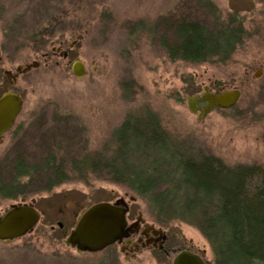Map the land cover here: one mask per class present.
Returning <instances> with one entry per match:
<instances>
[{
	"label": "rangeland",
	"instance_id": "1",
	"mask_svg": "<svg viewBox=\"0 0 264 264\" xmlns=\"http://www.w3.org/2000/svg\"><path fill=\"white\" fill-rule=\"evenodd\" d=\"M211 1L224 18L231 15L246 29L261 31L248 46L232 54L227 48L229 59H218L217 64L190 62L170 54L175 25L195 0H0L5 69L24 68L34 60L41 63L18 80L30 126L36 123L50 129L55 125L70 129L74 137L67 136L70 146L65 160L94 155L109 161L117 149L116 130L128 116L141 117L149 111L177 143L194 142L199 149L202 145L228 166L264 168V0ZM201 21L212 25L205 16ZM84 32L85 39L68 60L57 57L58 65H44L41 55L51 50L44 41L71 44ZM75 61L85 65L82 78L73 75ZM249 69L250 77L257 73L260 80L242 87L243 95L235 108L224 112L214 109L204 119L188 110L187 94L202 93L203 81L211 78L228 88H241L247 83ZM0 78L1 82L5 79L2 71ZM36 133L35 128H29L33 137ZM8 146L0 147V158H9ZM29 147L28 162L34 163L42 152L31 138ZM16 163L0 160V170H9ZM71 170L69 165L65 171L71 179L64 177L52 191L44 192V186L34 184L30 189L39 194L26 200L0 195V216L12 205L32 201L41 213L32 233L10 243L0 242V264H172L174 255L169 260L147 252L130 259L116 247L94 255L78 254L67 247L65 240L80 215L99 202L114 203L121 198L129 202L133 198V220L142 212L145 221L160 226L153 222L147 202L125 185L92 170ZM165 229L170 248L198 251L212 264L210 244L198 227L177 221Z\"/></svg>",
	"mask_w": 264,
	"mask_h": 264
},
{
	"label": "trees",
	"instance_id": "2",
	"mask_svg": "<svg viewBox=\"0 0 264 264\" xmlns=\"http://www.w3.org/2000/svg\"><path fill=\"white\" fill-rule=\"evenodd\" d=\"M234 35L178 21L168 48L177 59L201 62L224 56ZM152 114L126 118L116 130L117 149L109 161L94 155L65 160L67 136L74 137L73 132L59 125L34 127L37 133L29 138L42 156L34 163L25 159L1 169L0 195L26 200L39 194L30 189L34 184L49 192L64 177L70 180L65 174L69 165L72 172L92 170L144 199L153 222L161 227L177 221L198 227L210 244L212 264H264V168L228 166L202 145L199 149L194 142L177 143Z\"/></svg>",
	"mask_w": 264,
	"mask_h": 264
},
{
	"label": "flooded vegetation",
	"instance_id": "3",
	"mask_svg": "<svg viewBox=\"0 0 264 264\" xmlns=\"http://www.w3.org/2000/svg\"><path fill=\"white\" fill-rule=\"evenodd\" d=\"M195 1L196 2H193L194 3L193 6L190 5L188 8H186L187 9L186 11L182 12L180 20L186 22V24H197L198 27L204 30H207L209 32H213V33H217V32L224 31V30H228V32L230 33H235L234 35L235 39L231 41L229 44V48H231L230 54L234 53V51L239 47L244 48L248 46V44L252 42L251 39L257 37L256 35L258 34L260 35L261 33L260 29L259 31H251L250 29H246L242 22H239L238 20L234 19V17L231 15H227L224 18L223 14L220 13L219 9L215 8V5L213 4L211 0H195ZM172 16L173 15L170 16V19L172 18ZM202 16H205L206 18L211 19L212 25L203 24L201 21ZM250 23H252L253 25V21H251ZM86 35H87V32H84L83 34L78 35L77 39L74 40L71 44H69L65 40L64 41L59 40L58 42H55V41L54 42H51V41L43 42L42 41L43 44L45 45L49 44L51 46L50 52H44L41 55V59L43 60L44 65L49 66V64H51L52 62H55V64L58 65V62L56 61L58 60V58L62 60H68L70 56L72 55V52L75 49V46L79 42L83 41ZM261 38L263 39V37ZM2 48L3 47L0 44V73L2 71V74L5 79H2V82H1V78H0V88H2L3 86L2 89L4 88L5 89L0 94V98L6 93L13 92L20 96V98L23 101V106H22L21 111L15 118V121L13 122L10 129L5 134L0 136V147L5 146V144H7L9 145L8 148L10 152L8 153L9 158L2 157L0 158V160H3V159H6V160L11 159L15 161H20V160H25V159L28 160L29 154H30L29 153V149H30L29 147L30 145L29 128L35 127L37 128V130H40L41 125L33 123L30 126L29 120H28V117L26 116V111H25V98H24L23 90H21V88L18 86V80L23 75L26 74V73L25 74L22 73L26 66L24 68L21 66H18L15 69L12 67L5 69L3 65L4 57H3ZM218 59L221 62H225L229 58L227 54L221 57L212 56V57L205 58L200 63L201 64H206V63L217 64V63H220ZM33 63H37L38 67L41 66L40 61H37V60H34L30 64H27V65H31ZM250 69L247 70L245 74L246 75L245 80L247 83H244L241 86V88L236 87V88L231 89V88H228V86L226 85H222L218 80H212L211 78H209L207 81H203V83L200 84V86L203 89L202 93H197V92L190 93L189 92V94H187L188 96L186 97V101H187L188 110L196 114L199 119H204L214 109L224 112V111L235 108L242 98V95H243L242 87L244 85L249 86L251 85L250 83L260 80L259 78L261 75H257V73H254V76H253L254 78L250 77L252 75V71ZM85 71H86V68H85ZM186 88L188 91V87ZM186 88H183V90L185 91ZM231 90H239L241 92V97L239 101L232 107H229V108L212 107L209 111H206L208 102L200 101V99L206 93L213 94V95H220L223 92H227ZM193 99L196 100L193 106V109H196V111H192L188 104V101L189 100L192 101ZM5 151L7 152V149H5ZM132 203L134 202L132 201V198H131L128 202L129 211L126 214L128 226L134 225V227L132 228V233H130V236L128 239H124L121 243H115L109 248H115V247L120 248L121 251L130 259H137L140 256H142L144 253L148 252L150 254L159 253L165 259L168 258L169 260H171V257L173 255L175 257L180 251H189L191 253L201 256V258L203 259V253H199L198 251H195L192 249H180V248L172 249L170 248L168 246L170 237L166 229L164 227L157 226L154 223H149L145 221V219L142 217V212H137L138 215L133 220L132 215L134 214V211H133ZM172 264H173V261H172Z\"/></svg>",
	"mask_w": 264,
	"mask_h": 264
},
{
	"label": "water",
	"instance_id": "4",
	"mask_svg": "<svg viewBox=\"0 0 264 264\" xmlns=\"http://www.w3.org/2000/svg\"><path fill=\"white\" fill-rule=\"evenodd\" d=\"M38 67L37 63L26 65L22 73ZM73 75L77 78L85 76L83 63L77 61L72 65ZM239 90L223 92L220 95L206 93L200 101L208 102L206 111L212 107L229 108L240 99ZM196 100H189L192 111ZM23 101L19 95L9 92L0 98V136L12 126L21 111ZM132 200H134L132 198ZM129 211L125 199L115 203L101 202L86 209L79 217L75 227L65 240L67 247L76 250L78 254H98L114 245L128 239L134 225L128 226L126 214ZM41 218L34 207V201L28 204L12 205L0 216V242L10 243L31 233ZM58 226L62 228V224ZM173 264H205L203 259L189 251H180L173 259Z\"/></svg>",
	"mask_w": 264,
	"mask_h": 264
}]
</instances>
